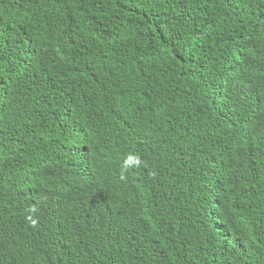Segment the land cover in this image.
Segmentation results:
<instances>
[{
  "label": "trees",
  "instance_id": "16d2710c",
  "mask_svg": "<svg viewBox=\"0 0 264 264\" xmlns=\"http://www.w3.org/2000/svg\"><path fill=\"white\" fill-rule=\"evenodd\" d=\"M0 264H264V0H0Z\"/></svg>",
  "mask_w": 264,
  "mask_h": 264
},
{
  "label": "clouds",
  "instance_id": "9594fccd",
  "mask_svg": "<svg viewBox=\"0 0 264 264\" xmlns=\"http://www.w3.org/2000/svg\"><path fill=\"white\" fill-rule=\"evenodd\" d=\"M142 166L141 158L138 155L129 154L125 160L124 164L121 166V179L125 180L127 178V173L132 169H138ZM38 209L33 206L28 209L29 215L26 216V221L28 222L29 226L33 229L38 228L39 221L38 219L34 218L36 216Z\"/></svg>",
  "mask_w": 264,
  "mask_h": 264
}]
</instances>
